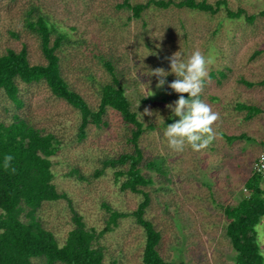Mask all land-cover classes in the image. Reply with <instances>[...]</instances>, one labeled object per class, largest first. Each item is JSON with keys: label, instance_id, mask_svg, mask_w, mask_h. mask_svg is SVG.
<instances>
[{"label": "rangeland", "instance_id": "rangeland-1", "mask_svg": "<svg viewBox=\"0 0 264 264\" xmlns=\"http://www.w3.org/2000/svg\"><path fill=\"white\" fill-rule=\"evenodd\" d=\"M120 1L0 0V49L17 50L25 44L31 63L44 61L21 21L24 8L39 4L70 34L72 41L65 43L60 53L62 73L92 106L97 102V82L107 79L108 73L82 40L90 46L96 44L102 53H111L129 80L125 93L131 108L145 126L139 139L143 157L164 161L163 171L149 166L141 170L153 180L145 188L151 195L146 214L162 233V254L187 264H234L236 252L225 234L224 208L248 194L245 181L256 170L254 163L264 150V17L258 15L264 0H225L233 10L243 8L248 15L255 14L252 22L243 16L220 15L223 6L216 16L183 7L151 6L141 18L130 19V10L117 6ZM11 31L18 36H12ZM195 50L214 57L201 98L218 113L213 124L217 135L201 150L186 145L183 151H175L168 146L163 130L178 119L169 118L167 107L179 97L168 87L176 77L169 74V81L157 88L158 77L151 71H167L173 53H184L186 58ZM20 88L25 100L21 112L32 117L37 126L54 130L64 142L51 157L52 170L58 190L70 201L45 203L39 212L43 222L63 240L72 224L71 208L81 214L87 226L99 229L105 226L108 215L103 201L119 211L135 208L139 194L121 190L112 169L93 176L105 155L121 149L119 117L108 110V125H90L87 136L78 141L77 114L71 106L54 96L43 82H20ZM151 91L153 94L147 95ZM238 102L262 111L245 118V111L236 107ZM8 104L0 91V119H9L10 111H5ZM146 108L153 115L144 114ZM156 113L164 121L158 117L157 122ZM225 135L236 137L228 140ZM75 168L80 173H75ZM255 229L264 257V216ZM99 241L106 259L142 264L143 231L131 217L119 219Z\"/></svg>", "mask_w": 264, "mask_h": 264}, {"label": "trees", "instance_id": "trees-1", "mask_svg": "<svg viewBox=\"0 0 264 264\" xmlns=\"http://www.w3.org/2000/svg\"><path fill=\"white\" fill-rule=\"evenodd\" d=\"M117 6L129 9L130 19L141 18L151 6L183 7L213 16L223 6L224 13L220 12V15L226 18L243 16L249 22L255 18V14L248 15L243 8L233 10L228 7L225 0L214 3L205 0H121ZM258 15L264 17V9ZM21 21L24 30L35 39L44 61L31 63L25 44L17 50L13 47L0 49V91L9 102L5 111H10L9 119H0V264H125L106 259L99 240L117 225L119 219L126 217L134 219L142 228V264H187L182 260H170L162 254V233L146 214L151 195L145 188L153 180L141 171L142 166L163 171L164 161L143 157L139 139L145 126L131 108L125 93L129 80L118 67L117 59L111 53H102L96 44L90 46L82 40V45L95 53L108 73L107 79L97 82V102L92 106L62 73L60 53L63 45L72 41L68 31L36 3L23 9ZM11 35L18 36L13 31ZM242 81L252 84L245 79ZM20 82L45 83L54 96L75 110V138L78 141L87 136L90 125H108V110L119 117L121 149L113 155H105L100 167L94 169L93 176L98 177L108 168L112 169L121 190L139 194L135 208L127 212L119 211L103 201L108 215L105 226L100 229L87 226L81 214L71 208L72 224L63 240L43 222L40 213L45 203L70 201L65 192L58 190L52 170L51 157L57 154L64 142L54 130L37 126L32 117L21 112L25 100ZM178 95L187 97L188 94ZM236 107L245 111V118L262 111L260 107L245 102H238ZM225 137L230 140L236 136ZM239 137L248 138L245 134ZM261 143L264 147L263 140ZM6 154L13 157L7 168L3 166ZM74 172L80 173L77 168ZM245 185L248 194L241 197L237 204L224 208L227 218L225 234L236 252L234 264H264L255 229L264 216V172L254 170Z\"/></svg>", "mask_w": 264, "mask_h": 264}, {"label": "clouds", "instance_id": "clouds-1", "mask_svg": "<svg viewBox=\"0 0 264 264\" xmlns=\"http://www.w3.org/2000/svg\"><path fill=\"white\" fill-rule=\"evenodd\" d=\"M169 59L170 68L167 71L163 68L151 71V74L158 77L156 87H162L166 77L174 74L176 79L168 82V87L176 93L188 95L187 97L180 95L174 102L167 105L170 109L169 118L178 117V119L166 124L163 135L168 146L175 151H183L186 145L198 151L205 148L217 135L213 124L218 119V113L201 98L205 78L208 75V66L214 62V57L195 50L186 58L184 53L177 51ZM151 94H153L152 91L147 95ZM144 114L153 115L147 108ZM158 117L164 121V117L156 113V119ZM12 159L11 154H6L3 166L9 167Z\"/></svg>", "mask_w": 264, "mask_h": 264}, {"label": "built area", "instance_id": "built-area-1", "mask_svg": "<svg viewBox=\"0 0 264 264\" xmlns=\"http://www.w3.org/2000/svg\"><path fill=\"white\" fill-rule=\"evenodd\" d=\"M264 141V139H263ZM254 167L257 171L264 172V150L259 154L256 162L254 163Z\"/></svg>", "mask_w": 264, "mask_h": 264}]
</instances>
